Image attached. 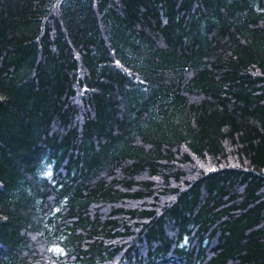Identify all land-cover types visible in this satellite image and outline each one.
<instances>
[{
    "label": "trees",
    "instance_id": "obj_1",
    "mask_svg": "<svg viewBox=\"0 0 264 264\" xmlns=\"http://www.w3.org/2000/svg\"><path fill=\"white\" fill-rule=\"evenodd\" d=\"M0 264H264V0H0Z\"/></svg>",
    "mask_w": 264,
    "mask_h": 264
},
{
    "label": "snow or ice",
    "instance_id": "obj_2",
    "mask_svg": "<svg viewBox=\"0 0 264 264\" xmlns=\"http://www.w3.org/2000/svg\"><path fill=\"white\" fill-rule=\"evenodd\" d=\"M50 174V173H49ZM187 242V241H186Z\"/></svg>",
    "mask_w": 264,
    "mask_h": 264
}]
</instances>
